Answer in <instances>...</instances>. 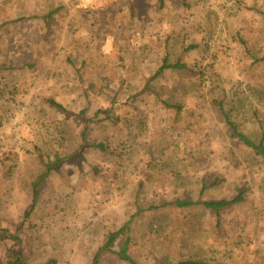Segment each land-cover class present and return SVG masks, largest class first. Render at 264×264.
<instances>
[{
    "label": "rangeland",
    "instance_id": "1",
    "mask_svg": "<svg viewBox=\"0 0 264 264\" xmlns=\"http://www.w3.org/2000/svg\"><path fill=\"white\" fill-rule=\"evenodd\" d=\"M165 56L187 71L153 80ZM216 102L264 141V0H0V264H92L125 225L113 250L130 239L134 264H264V161ZM82 111L81 157L40 183L26 221L38 156L77 149ZM241 191L218 216L162 207Z\"/></svg>",
    "mask_w": 264,
    "mask_h": 264
},
{
    "label": "trees",
    "instance_id": "2",
    "mask_svg": "<svg viewBox=\"0 0 264 264\" xmlns=\"http://www.w3.org/2000/svg\"><path fill=\"white\" fill-rule=\"evenodd\" d=\"M186 52V51H184ZM167 71H175L177 73L180 72H186L187 67L181 63V59H178L176 63H171L169 61V58L165 56L162 60V63L160 67L155 71L152 79L155 80L158 77L162 76L165 74ZM47 103L52 107L57 110H62L64 111V107L60 105L59 103H56L52 99H48ZM161 104L168 109L176 111L178 114L180 113V106L179 105H169L166 102L162 101ZM217 109L220 111L225 125L229 128L231 131L232 136L237 137L239 140L243 142V144L250 150L254 152L256 156H259L263 159L264 161V141L260 140L258 143L250 141L245 135L240 133L235 126V124L232 122L231 118L227 113H225L222 109V103L221 102H216ZM80 119L82 123V133H81V142L77 149L75 148L70 154L66 156H55L53 160H44L41 156H38L42 166H43V171L42 173L37 177V179L31 183V189H32V198H31V204H30V209L25 213V220L27 221L28 218L30 217V214L34 212L37 206V200L39 198V188H40V183L46 179L51 173L54 171L60 169L61 167L64 166L65 162L72 160V159H78L81 157V150L83 147V144L86 142V137L88 130L91 129V125L88 119L85 118V112L82 111L80 113ZM93 148L98 149L101 152H104L106 150L104 144L100 143L98 145H93ZM204 188L202 187L201 193L204 192ZM244 201V193L242 191L233 199L231 200H220V201H195V202H188V201H182V200H175L171 201L169 203H165L162 205V207L165 206H173L176 209H187L189 207H194V206H201L207 211L214 212L217 216L220 214L221 211L228 209L232 205H236L239 203H242ZM154 208V207H151ZM21 227L17 228L15 232H20ZM129 230L128 226L125 225L122 227L120 230L116 232H112L109 234V236L106 239L105 244L98 249L96 254L94 255L92 264H99L100 257L102 254H115L121 261L126 262L128 264H134L133 260L129 257L128 255V244L130 242V239H126L125 243L121 247L119 251H114L113 250V245L117 241L120 235L125 234ZM16 239L15 237H12ZM20 260H16V262L9 261L7 264H20ZM22 264V263H21ZM50 264H55L54 262H51ZM178 264H202L200 262H194V261H188V262H180Z\"/></svg>",
    "mask_w": 264,
    "mask_h": 264
}]
</instances>
